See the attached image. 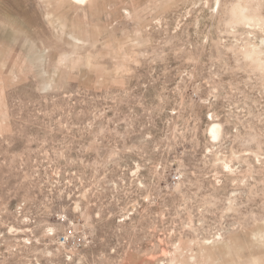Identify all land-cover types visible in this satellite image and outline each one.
I'll list each match as a JSON object with an SVG mask.
<instances>
[{"label":"rangeland","instance_id":"1","mask_svg":"<svg viewBox=\"0 0 264 264\" xmlns=\"http://www.w3.org/2000/svg\"><path fill=\"white\" fill-rule=\"evenodd\" d=\"M0 264H264V0H0Z\"/></svg>","mask_w":264,"mask_h":264},{"label":"built area","instance_id":"2","mask_svg":"<svg viewBox=\"0 0 264 264\" xmlns=\"http://www.w3.org/2000/svg\"><path fill=\"white\" fill-rule=\"evenodd\" d=\"M81 235L79 231L74 226H69L65 229L62 234V241L66 244H70L71 242L80 239Z\"/></svg>","mask_w":264,"mask_h":264},{"label":"bare ground","instance_id":"3","mask_svg":"<svg viewBox=\"0 0 264 264\" xmlns=\"http://www.w3.org/2000/svg\"><path fill=\"white\" fill-rule=\"evenodd\" d=\"M221 125L220 123H214L212 126H211V132L213 133V135L216 137L220 134L221 132ZM219 137V136H218Z\"/></svg>","mask_w":264,"mask_h":264}]
</instances>
